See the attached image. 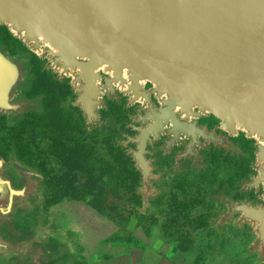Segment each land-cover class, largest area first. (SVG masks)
<instances>
[{"label": "water", "instance_id": "obj_1", "mask_svg": "<svg viewBox=\"0 0 264 264\" xmlns=\"http://www.w3.org/2000/svg\"><path fill=\"white\" fill-rule=\"evenodd\" d=\"M0 26L45 60L56 79L69 78L71 103L87 130L101 127L105 100L127 96L137 104L130 117L135 131L121 145L141 175L142 202L154 197L155 152L202 167L201 150L234 153L228 136L242 133L254 142L249 180L258 202L214 197L222 211L211 225L254 235L248 255L264 264V0H0ZM28 54L11 55L0 44V116L12 125L42 112L41 98L29 99L33 77ZM146 84L150 85L144 90ZM152 98V99H151ZM212 115V130L194 118ZM160 143L159 147L155 144ZM152 150V151H151ZM12 171H11V169ZM43 179L15 155L0 156V259L5 264L79 262L68 241L54 242L41 228L25 230L22 214L41 203Z\"/></svg>", "mask_w": 264, "mask_h": 264}, {"label": "crops", "instance_id": "obj_2", "mask_svg": "<svg viewBox=\"0 0 264 264\" xmlns=\"http://www.w3.org/2000/svg\"><path fill=\"white\" fill-rule=\"evenodd\" d=\"M71 107L75 109L74 118L81 117L83 142L74 139L78 138L76 133L64 136L70 143L65 145L64 162L58 157L56 161L51 160V194L61 198L48 206L60 227L49 226L52 235L53 231L60 230L79 239L77 244L82 247L83 259L87 261L96 259L109 264L251 263L247 250L254 237L251 229L247 227L244 231V227L235 229L225 225L219 234L211 221L220 209L222 211L214 197L227 196L225 189L230 193L236 179L243 174V168L247 164L250 168L253 161L247 163L223 149L211 147L202 154V167L190 165L180 171L158 156L154 159L153 172L157 175L152 183L154 197L143 207L141 175L127 154L128 149L113 138H106L107 126L101 113L100 119L105 124L89 131L80 110L72 104ZM55 153L58 155L57 150ZM33 169L43 179L41 202L44 203L47 178L38 168ZM63 172L65 174L61 175ZM58 191L61 194H57ZM187 229L196 230L198 234L204 232L206 236L186 237ZM237 234L250 239L246 254L234 247L244 244L243 240L233 237ZM256 259L255 255L253 264Z\"/></svg>", "mask_w": 264, "mask_h": 264}, {"label": "flooded vegetation", "instance_id": "obj_3", "mask_svg": "<svg viewBox=\"0 0 264 264\" xmlns=\"http://www.w3.org/2000/svg\"><path fill=\"white\" fill-rule=\"evenodd\" d=\"M7 42V43H6ZM0 44L7 47L9 53L11 55H16L19 52L22 53H29V50L26 49L24 44L13 37L8 29H6L4 26H0ZM29 63L31 65V70L29 72V76L33 77L32 85L30 89L27 91V93H21L22 95H25L29 99H34L38 96H41V105H42V112L41 113H35V114H42L43 113V105L45 102V94L43 93L45 90L50 91L52 95H54L57 98H61L60 96L63 93H66L65 100L69 97H71V103L74 100V95L71 90L69 81V78H63L62 80L56 79V74H53L52 72H48L46 69H44L45 61L40 59L35 54H30L29 57ZM50 86V87H49ZM36 88L37 91H40L42 93L37 94L35 96L31 95V92L33 91V88ZM150 88L149 84H146L144 86V90H148ZM115 94L119 97V101L116 99L107 100L106 97H103L105 100V106L106 108L101 109L100 113L102 116V119L106 122V128L107 131L105 132L106 138H113L115 142H125L126 136L132 137L135 135V131L131 126L137 127L138 124H133L130 121V117L134 116L137 113V104L131 105L129 107H125L128 104L127 96L123 95L122 92L116 90ZM152 99V98H151ZM64 100V101H65ZM62 101L61 103H63ZM194 120L199 125H207L208 130H212L214 127H216L219 124V121L212 115H201L197 118H194ZM217 135H222L223 137H227L228 140L233 144L235 148H237V151L232 153L231 151H227L228 153L232 154L234 157H238L241 159V161H245L247 163H250L253 161V151H254V142L252 140H248L245 138V136L242 133H239L236 136H228L225 132L221 131L220 129L216 130ZM160 143L155 144V147H159ZM213 147V145H210V148ZM132 146L129 144L126 149H130ZM217 149H220L218 147H214ZM182 149V147L175 146L171 153L169 155L163 156L160 152H155L152 156L148 155V158L151 159H157L158 156H161V159H165L163 161L168 166L172 167L174 170H180L182 171L183 168H189L191 165V162L182 160L179 161V165L174 168L175 161L173 160V157L177 151ZM223 149V148H222ZM225 150V149H223ZM152 151V150H151ZM205 150H201V155L204 154ZM226 151V150H225ZM155 160L153 162L154 167ZM241 163V162H240ZM239 164V163H238ZM249 164H247V167L243 168V174L236 179L235 185L233 186V189L230 193L225 189V192L232 197L233 200H248L252 202H258L257 195L254 193L253 190H242V186H237V182H240L243 179L249 180V174L253 173L252 170L248 167ZM237 164H235V167ZM154 174V172H153ZM155 175V174H154ZM157 176V175H156ZM154 182V181H153ZM152 182V183H153ZM227 195V197H228ZM221 211V209H220ZM217 214V213H216ZM227 227V226H226ZM244 231H246L248 228L245 225Z\"/></svg>", "mask_w": 264, "mask_h": 264}, {"label": "rangeland", "instance_id": "obj_4", "mask_svg": "<svg viewBox=\"0 0 264 264\" xmlns=\"http://www.w3.org/2000/svg\"><path fill=\"white\" fill-rule=\"evenodd\" d=\"M26 54H28V61H29V57L30 54H32V52L29 51V53ZM23 93H27V91L25 92L23 91ZM38 97L41 98V96ZM71 101H72L71 97L68 96V98L63 103H61L63 108L67 110ZM35 115H36L35 113L31 112L27 114L21 121H18L12 125H9L7 123L6 116H0V153H3L4 158L6 160H8L10 155H15L14 150L12 148L11 149L8 148V151L6 150L5 144L7 146L9 144L11 145V143L14 140L18 139L20 140V142L29 145L32 149L34 148L35 150L39 151L40 159L47 165L48 168L52 167L51 165L52 161H56L55 157H58L61 162H64L65 151H66L65 145L70 143H68V141L65 139L64 136H58V135L56 136L55 134H51L52 132H50L48 129L44 127L43 121ZM56 150L58 151V155L55 153ZM56 165L57 164H55L54 166ZM64 174L65 172H63L61 175ZM63 183L62 185L64 186ZM57 194H61V191H58ZM55 217L56 215L50 211L49 207H47L43 202H41L39 204H35V205L33 204V206L27 212L21 215L19 220V225L27 231L36 228L38 229L41 228L43 230L48 231L49 226H52L54 229H58L60 227L58 223L54 221ZM51 223L53 225H51ZM55 232L57 233V235H55L56 234ZM55 232L53 231L54 242L57 243L58 241H68L72 249L74 250L76 257H78L79 259V262H74L68 259L67 257H64V259L57 264H109V263L101 262L96 259L90 261L84 260L82 255V247L79 246V244H77L80 241L79 239H75L71 234H67V233L65 234L63 231L60 230ZM185 232H186L185 235L186 237L191 236L197 238L200 237L205 238L206 236L204 232L202 233L200 232L198 234L197 233L198 231L192 229H190V231L187 229V231ZM229 236L231 237V235ZM233 237L238 240H243L244 244H239L237 245V247L236 246L234 247L236 250L238 249L239 252L242 251L243 254H246V248L248 246V242L250 239L246 235H240V234L234 235ZM255 255L256 254L250 255L251 257L250 264H253V259ZM202 256H204V254L201 252V257ZM228 261L229 259H227V262ZM0 264H5V263L0 259Z\"/></svg>", "mask_w": 264, "mask_h": 264}, {"label": "trees", "instance_id": "obj_5", "mask_svg": "<svg viewBox=\"0 0 264 264\" xmlns=\"http://www.w3.org/2000/svg\"><path fill=\"white\" fill-rule=\"evenodd\" d=\"M50 87V86H49ZM50 89V88H49ZM44 91L45 94V102L43 105V113L36 114L38 118L43 121L44 127L48 130H52V132L57 133L59 136L69 137L70 133H76L78 138L75 136L74 139L83 142V132L81 130V117L79 119L74 118V110L71 106L68 109H64L61 106V102L65 100L66 93H63L60 97L57 98L50 93V91ZM42 92L37 91L34 87L31 92L32 96L40 94ZM72 110V111H71ZM6 150L13 149L17 159L30 167L38 168L43 176L47 178L46 186V194L44 199V204L48 207L55 203H57L60 198L51 194L50 190V173L51 169H49L44 162H40V152L32 149L29 145L20 142V140H14L11 145L8 146L5 144ZM1 156H4L3 153H0Z\"/></svg>", "mask_w": 264, "mask_h": 264}]
</instances>
